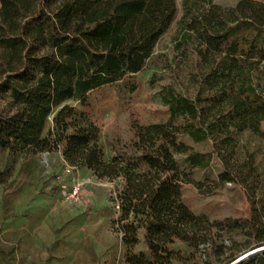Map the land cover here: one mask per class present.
<instances>
[{"label": "trees", "instance_id": "1", "mask_svg": "<svg viewBox=\"0 0 264 264\" xmlns=\"http://www.w3.org/2000/svg\"><path fill=\"white\" fill-rule=\"evenodd\" d=\"M175 14V0H0V92H8L12 106L0 117V151L37 154L62 145L67 165L85 168L99 180L122 178V243L130 264H184L185 257L171 248L175 243L195 254L209 242L215 259L209 254L198 264H230L245 251L264 247L261 200L249 182L256 169L252 161H232L236 133L261 135L264 98L253 88L239 87L232 95L218 90L217 107L168 93L163 97L166 123H130L133 157L114 155L104 162L98 146L94 107L112 94L122 99L135 93L136 75ZM231 14L243 20L240 32L249 31V36L238 31L208 34L204 44L213 49L232 39L219 75L241 77L236 72L239 56L264 63V5L241 0ZM214 77L213 72L208 80ZM224 101L226 113L220 107ZM49 118L52 129L43 137ZM180 137L210 141L212 151L194 152ZM175 154L185 156L190 173L205 169L214 155L222 166L219 180L244 189L249 219L210 222L194 215L181 197L182 186L192 183L190 173L180 171ZM4 181L0 173V185ZM139 230L146 250L132 253ZM213 232H240L249 241L239 245L229 238V247H217L211 242ZM237 264H264V251Z\"/></svg>", "mask_w": 264, "mask_h": 264}, {"label": "rangeland", "instance_id": "2", "mask_svg": "<svg viewBox=\"0 0 264 264\" xmlns=\"http://www.w3.org/2000/svg\"><path fill=\"white\" fill-rule=\"evenodd\" d=\"M240 1L186 0L184 3V0H175V18L136 75L135 93L122 99L112 94L93 109L104 162H109L114 155L133 157L131 122L152 125L168 121L167 107L163 103L168 93L196 101L203 107H217L218 90L232 95L239 87L243 90L251 87L264 98L263 62L256 58L243 60V56H239L241 62L236 72L241 73V77H236L235 72L220 76L219 65L226 59L232 39L213 49L204 44L208 34L240 32L243 20L231 14ZM250 1L264 5V0ZM240 33L245 37L250 34L249 31ZM213 72L216 77L208 80ZM220 107L226 113V101ZM10 112L8 92H0V117ZM50 120H47L43 137L52 129ZM260 133L264 135V119L260 122ZM261 135L249 131L236 133L233 136L236 154L232 161L253 162L256 172L249 182L261 200L259 215L264 221ZM179 139L194 152L212 151L210 141L194 143L186 137ZM61 146L55 151L37 154L0 151V173L5 176L0 185V264H130L122 243V226L126 222L120 220L125 216L118 198L124 187L122 178L99 180L82 167L72 168L66 174ZM184 158L181 154L174 155L180 171L190 173ZM221 172L222 166L214 155L205 169L192 170V183L181 188L182 202L194 215H202L210 222L249 219L251 206L244 189L236 183L221 182ZM255 175H259L260 184ZM73 183L80 185L76 203L65 199ZM128 219L132 220L131 214ZM143 234L139 230L138 244L132 253L146 250ZM229 238L239 245L249 241L240 232L230 235L213 232L211 242L217 247H229ZM171 248L185 257L184 264L204 262L209 254L215 259L210 242L200 246L195 254L179 243ZM172 264L183 263L173 261Z\"/></svg>", "mask_w": 264, "mask_h": 264}, {"label": "built area", "instance_id": "3", "mask_svg": "<svg viewBox=\"0 0 264 264\" xmlns=\"http://www.w3.org/2000/svg\"><path fill=\"white\" fill-rule=\"evenodd\" d=\"M74 167H71L69 165L66 166L65 173L69 174L71 172V169ZM65 193H63L64 195ZM80 195V185L78 183H73L70 187V190L65 195L66 201L76 203Z\"/></svg>", "mask_w": 264, "mask_h": 264}, {"label": "water", "instance_id": "4", "mask_svg": "<svg viewBox=\"0 0 264 264\" xmlns=\"http://www.w3.org/2000/svg\"><path fill=\"white\" fill-rule=\"evenodd\" d=\"M261 251H264V247H260L254 250H250L248 252H246L245 254L241 255L240 257H238L234 262L230 263V264H237L241 261H244L250 257L255 256L256 254L260 253Z\"/></svg>", "mask_w": 264, "mask_h": 264}]
</instances>
